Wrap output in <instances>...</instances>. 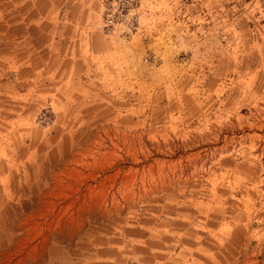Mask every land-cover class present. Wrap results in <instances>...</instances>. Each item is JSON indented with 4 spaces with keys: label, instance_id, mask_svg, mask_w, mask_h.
<instances>
[{
    "label": "rangeland",
    "instance_id": "rangeland-1",
    "mask_svg": "<svg viewBox=\"0 0 264 264\" xmlns=\"http://www.w3.org/2000/svg\"><path fill=\"white\" fill-rule=\"evenodd\" d=\"M0 264H264V0H0Z\"/></svg>",
    "mask_w": 264,
    "mask_h": 264
}]
</instances>
